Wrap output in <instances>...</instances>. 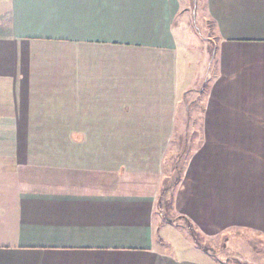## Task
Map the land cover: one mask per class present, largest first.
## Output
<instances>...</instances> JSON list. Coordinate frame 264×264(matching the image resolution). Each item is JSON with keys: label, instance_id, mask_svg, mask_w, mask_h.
<instances>
[{"label": "crops", "instance_id": "obj_1", "mask_svg": "<svg viewBox=\"0 0 264 264\" xmlns=\"http://www.w3.org/2000/svg\"><path fill=\"white\" fill-rule=\"evenodd\" d=\"M207 7L217 74L174 211L206 236H264V0ZM184 11L182 0H0V264H229L157 243L194 84L174 29ZM231 181L235 222L206 215Z\"/></svg>", "mask_w": 264, "mask_h": 264}, {"label": "rangeland", "instance_id": "obj_2", "mask_svg": "<svg viewBox=\"0 0 264 264\" xmlns=\"http://www.w3.org/2000/svg\"><path fill=\"white\" fill-rule=\"evenodd\" d=\"M182 8H187V11L178 16L174 25L179 44L181 75H185L183 67L186 64L187 79L190 78L188 82L194 84L188 87L180 99L178 134L172 143L166 161L165 179L161 185V195L166 191L161 203L163 211L158 210L161 220L169 221L159 223L157 243L162 252L178 260L219 259L229 264H264V236L261 234L231 226L226 231L206 236L199 227L192 224L195 221L191 217L182 220L179 218L182 215L174 211V197L183 185L185 166L203 141L201 118L212 80L217 74L216 63L210 69L208 64L213 50L215 49V56L218 50V33L212 25L207 0H182ZM205 79H208V87L203 96L200 91ZM179 169L183 170L182 179L179 185L175 186L174 183L180 174ZM226 190L229 191L228 196H223L213 204L219 209L215 211L211 199L209 204L207 198L202 208L206 215L215 217L216 212L217 215L221 214L223 220L233 219L235 222L238 204L235 198V182L231 181ZM202 246H206L211 252L203 251Z\"/></svg>", "mask_w": 264, "mask_h": 264}, {"label": "trees", "instance_id": "obj_3", "mask_svg": "<svg viewBox=\"0 0 264 264\" xmlns=\"http://www.w3.org/2000/svg\"><path fill=\"white\" fill-rule=\"evenodd\" d=\"M184 10H187V8L186 9H184ZM212 25L214 26V28H216V22H215V20L214 19H212ZM215 50V49H214ZM214 50H213V56L211 57V61H210V68L211 67H213L214 66V64L216 63V56H215V53H214ZM216 65V64H215ZM213 77V76H212ZM211 79V78H210ZM203 86H202V88H201V93H203L206 89H207V87H208V79H205V81L203 82ZM203 96H205L204 95V93H203ZM178 172L180 173L179 174V177H178V179H177V181H176V183H174V185L176 186V185H179V183L181 182V179H182V173H183V170H181V169H179L178 170ZM169 187H171V186H169ZM166 188H168V187H166ZM165 188V189H166ZM174 189V188H173ZM165 192L166 191H164L163 192V194H162V199H161V201L163 200V197H164V194H165ZM162 203V202H161ZM159 208L162 210L163 209V207H162V204L159 206ZM159 212H160V210H159ZM164 220H166V221H169V220H167V219H164ZM192 227V226H191ZM193 228V227H192Z\"/></svg>", "mask_w": 264, "mask_h": 264}]
</instances>
